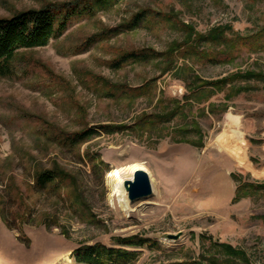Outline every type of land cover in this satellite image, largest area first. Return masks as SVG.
<instances>
[{
  "label": "rangeland",
  "instance_id": "rangeland-1",
  "mask_svg": "<svg viewBox=\"0 0 264 264\" xmlns=\"http://www.w3.org/2000/svg\"><path fill=\"white\" fill-rule=\"evenodd\" d=\"M69 1L0 0V17ZM145 9L150 20L129 29ZM215 29L227 31L230 44L203 39ZM263 31L264 0H119L22 53L36 67L0 78V264H75L81 246L119 248L131 237L155 245L126 247L141 253L128 264H264ZM133 50L165 56L112 68ZM98 125L128 127L74 151L55 138ZM225 134L245 164L221 148ZM135 164L152 191L123 210L107 176L121 169L130 179ZM55 167L69 177L38 192L36 170ZM240 185L247 186L236 199ZM218 244L244 250L249 261Z\"/></svg>",
  "mask_w": 264,
  "mask_h": 264
},
{
  "label": "trees",
  "instance_id": "trees-1",
  "mask_svg": "<svg viewBox=\"0 0 264 264\" xmlns=\"http://www.w3.org/2000/svg\"><path fill=\"white\" fill-rule=\"evenodd\" d=\"M118 1L119 0H74L63 3H49L39 9L31 8L17 12L11 17H0V78L14 77L19 74L22 75L25 74L30 67H36L37 62L26 59L22 56V53L48 46L51 41L58 40L64 36L75 20L93 18L100 11L108 10L113 7ZM152 15L153 13L147 9L138 12L127 24V27L129 29L142 27L150 20ZM157 16L162 17V14L157 13ZM165 20L171 21L172 19L168 16L165 17ZM226 32L227 31L224 29H215L211 31L208 36L203 37V39L217 45H227L230 44L229 41L231 40L228 39ZM105 33L106 32H102L88 38L82 46L85 47L95 44L99 37L103 36ZM257 39L259 38L255 36L251 41H256ZM242 42L243 40L241 43ZM235 43L239 44L240 42ZM249 45H253V42ZM232 46L234 47L233 44ZM189 51L190 50H185L182 53L187 55ZM175 53H179V51ZM222 54H226V52ZM186 55L184 57H187ZM164 56L162 53L159 54L152 50H133L120 55L111 65L112 68L119 69L130 64L147 63ZM196 56L210 61L213 55L207 54L205 51H197ZM168 62L170 65H174L172 60H168ZM252 75L253 73H246L241 77L250 79ZM232 77L214 82L212 86H218L227 79H232ZM194 96L193 93L184 96L185 103L179 107V110L185 108ZM175 113L176 111L170 114L173 116ZM137 124L139 125L140 122ZM127 127L128 126L98 125L94 128H86L63 136L57 135L58 137L55 138H59L64 148L69 149L68 151H74L83 144L102 135V133H109L115 130L118 131L120 129H126ZM43 131L47 132V130ZM78 159H80V161L82 160L80 155H78ZM102 165L104 164L102 163ZM105 167L108 169L109 165L106 164ZM94 170L97 171L98 167L94 166ZM68 177L69 174L62 172V169L58 167L40 168L35 172L33 186L38 192L55 191V188H60L63 181ZM245 186L247 185H240L238 187L236 199L240 198V193ZM256 187L260 188V186ZM148 243L151 246L155 245L154 242L151 243L149 239L139 237L119 240L118 245L122 246L119 248L109 247L102 243H95L77 248L73 251L72 257L75 260V264H128L136 261L141 253L137 250L127 249L126 247L144 248L149 245ZM218 246L222 247L227 254L243 259L244 262L249 261L244 250L236 249L228 244H218Z\"/></svg>",
  "mask_w": 264,
  "mask_h": 264
},
{
  "label": "bare ground",
  "instance_id": "bare-ground-1",
  "mask_svg": "<svg viewBox=\"0 0 264 264\" xmlns=\"http://www.w3.org/2000/svg\"><path fill=\"white\" fill-rule=\"evenodd\" d=\"M230 117V116H229ZM238 121V118H235ZM230 136H227L226 134L223 135L220 138V145L221 148H223L228 154L233 156L238 162L245 164V158L242 155V152H240L241 147L238 145V143H232L230 140ZM242 146V145H241ZM247 162V161H246ZM141 165H133L131 167V170L134 172L137 169H140ZM108 183L110 185V190H111V196L116 198L118 201L119 206L123 210H132L130 201L127 195V192L124 188V181L127 180L123 175H122V170L121 169H114L108 173ZM131 178V177H130ZM152 190V188H151ZM64 261H71V257L69 255H66L63 258Z\"/></svg>",
  "mask_w": 264,
  "mask_h": 264
},
{
  "label": "water",
  "instance_id": "water-1",
  "mask_svg": "<svg viewBox=\"0 0 264 264\" xmlns=\"http://www.w3.org/2000/svg\"><path fill=\"white\" fill-rule=\"evenodd\" d=\"M123 185L129 200L145 197L152 191L149 176L142 169L135 170L132 177L125 180Z\"/></svg>",
  "mask_w": 264,
  "mask_h": 264
}]
</instances>
